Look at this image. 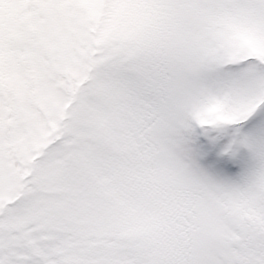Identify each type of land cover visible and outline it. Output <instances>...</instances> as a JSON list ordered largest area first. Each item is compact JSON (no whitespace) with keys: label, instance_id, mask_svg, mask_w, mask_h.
Instances as JSON below:
<instances>
[{"label":"snow or ice","instance_id":"obj_1","mask_svg":"<svg viewBox=\"0 0 264 264\" xmlns=\"http://www.w3.org/2000/svg\"><path fill=\"white\" fill-rule=\"evenodd\" d=\"M0 264H264V0H0Z\"/></svg>","mask_w":264,"mask_h":264}]
</instances>
